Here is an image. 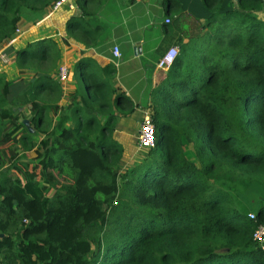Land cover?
I'll return each instance as SVG.
<instances>
[{
  "label": "trees",
  "instance_id": "1",
  "mask_svg": "<svg viewBox=\"0 0 264 264\" xmlns=\"http://www.w3.org/2000/svg\"><path fill=\"white\" fill-rule=\"evenodd\" d=\"M53 1L0 0V41L21 8ZM86 1L76 0L80 14L64 29L92 44L100 37L83 17ZM202 1L204 23L193 18L197 27L149 89L153 145L123 170L112 134L135 105L111 86L114 66L79 56L69 110L52 124L49 111L61 108L59 83L47 74L56 41L43 36L14 50L15 65L35 76L18 99L0 72V264H264L251 236L264 224V18L256 14L264 0ZM20 104L42 135L35 142L16 132ZM7 139L19 154L6 151ZM54 170L70 178L62 190Z\"/></svg>",
  "mask_w": 264,
  "mask_h": 264
},
{
  "label": "crops",
  "instance_id": "2",
  "mask_svg": "<svg viewBox=\"0 0 264 264\" xmlns=\"http://www.w3.org/2000/svg\"><path fill=\"white\" fill-rule=\"evenodd\" d=\"M82 4L87 23L91 27L98 25L95 29L100 37L98 42L84 43L80 38L66 34V18L80 14L76 0H66L57 7L49 4L39 10L21 8L15 27L17 31L14 29L10 37L0 41V49L8 55V62H0V69L3 68L0 71L14 78L13 83L10 82L11 93L20 99L35 71L18 68L13 60L14 50L43 36L53 38L59 48V57L47 74L59 83L57 103L61 104L55 113L49 111L53 124L60 111L69 110V93L75 87V60L79 56H89L100 66L112 64L115 70L108 79L111 86L126 93L135 105L129 114L117 116L112 134L123 153L126 154L125 150L130 153L133 151L131 139L135 140V121L150 109L149 89L165 76L166 68L155 65L157 58L170 45H176L179 50V43L197 27L191 24L193 18L203 24L208 10L202 0H88ZM166 18L169 20L165 21ZM112 46L117 47L118 56H113ZM59 64H64L67 69L66 78L62 80L57 78ZM24 97L28 98V93ZM20 106L25 107L24 104L16 105L17 110ZM70 124L67 119L65 125ZM36 133L39 138L42 136L39 131Z\"/></svg>",
  "mask_w": 264,
  "mask_h": 264
},
{
  "label": "rangeland",
  "instance_id": "3",
  "mask_svg": "<svg viewBox=\"0 0 264 264\" xmlns=\"http://www.w3.org/2000/svg\"><path fill=\"white\" fill-rule=\"evenodd\" d=\"M258 16L264 18V12L259 10L257 11L256 13ZM58 47V46H57ZM59 49V48H58ZM49 65V64H48ZM4 67V66H3ZM47 67V64H44L41 66V69H48L46 68ZM3 69V68H2ZM0 69V70H2ZM2 72V71H0ZM14 75V73H13ZM10 76H6L5 75V78L9 79L10 82L13 83V80L14 78L10 77ZM25 79L28 78L24 76ZM22 108V109H21ZM29 109L27 108V106L25 105L24 106H20L19 107V118H18V121L20 122V125H19V128L16 130L17 134L18 133H24L26 132L29 137L35 142L37 140V138H39L38 134L36 133L37 131L32 127V124L30 122V118H31V112L28 111ZM22 111L24 112V114L22 113ZM142 115V114H141ZM141 118V116H140ZM140 118H137L136 119V130L134 131V135H135V140L131 139L132 143H130V149H133L132 152L128 153V150H125L126 154L123 153V158L121 159V164H120V170H123V168L125 167H129L130 165H134L138 162V160L141 159V157L144 155L145 151L147 150L146 148H137V144H136V134H137V128H138V123H139V120ZM7 152H13V151H17V153L19 154V150H20V147H19V143L15 141V139L11 140V139H7V141H3V145H2ZM184 152L186 153V155L190 158H194V155L193 153L191 152L190 148L186 145H184ZM33 151L32 150H28L26 151L25 153V160H27L28 158H32L33 156ZM4 164H7L8 165V162L5 161ZM55 174L58 176L59 178V183L58 184V188L59 190H62L63 189V186L66 185V184H69L70 182V178L66 175H60L59 173H57L55 170H54ZM93 247V245H91Z\"/></svg>",
  "mask_w": 264,
  "mask_h": 264
},
{
  "label": "built area",
  "instance_id": "4",
  "mask_svg": "<svg viewBox=\"0 0 264 264\" xmlns=\"http://www.w3.org/2000/svg\"><path fill=\"white\" fill-rule=\"evenodd\" d=\"M66 0H54L52 3V7H57L62 2ZM167 21V18L165 19ZM17 31V29L15 28ZM178 47L176 45H170L164 49V51L160 54V56L156 60V66L159 68H167L168 65L173 61L174 56L177 53ZM111 52L113 56H118L119 52L116 46H112ZM0 62L6 63L8 62L7 53L1 48L0 49ZM67 69L64 64H59L57 67V78L62 80L66 78ZM148 129V131H145ZM154 142V130L153 124L151 122L150 115L148 111L143 112L141 118L138 123L137 134H136V144L138 147H149L153 145ZM248 216H252V212L247 213ZM252 238L260 243L261 246L264 247V224H257L253 229Z\"/></svg>",
  "mask_w": 264,
  "mask_h": 264
},
{
  "label": "snow or ice",
  "instance_id": "5",
  "mask_svg": "<svg viewBox=\"0 0 264 264\" xmlns=\"http://www.w3.org/2000/svg\"><path fill=\"white\" fill-rule=\"evenodd\" d=\"M145 131H148V129H145Z\"/></svg>",
  "mask_w": 264,
  "mask_h": 264
}]
</instances>
